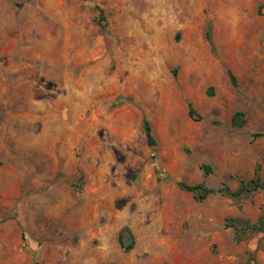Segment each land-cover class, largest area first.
I'll return each instance as SVG.
<instances>
[{
    "label": "rangeland",
    "instance_id": "1",
    "mask_svg": "<svg viewBox=\"0 0 264 264\" xmlns=\"http://www.w3.org/2000/svg\"><path fill=\"white\" fill-rule=\"evenodd\" d=\"M257 175L264 0H0V264H264V191L179 187Z\"/></svg>",
    "mask_w": 264,
    "mask_h": 264
},
{
    "label": "trees",
    "instance_id": "2",
    "mask_svg": "<svg viewBox=\"0 0 264 264\" xmlns=\"http://www.w3.org/2000/svg\"><path fill=\"white\" fill-rule=\"evenodd\" d=\"M93 10L95 13H97L98 22L100 24H103L105 22V16L103 10H101L98 6H93ZM232 80L235 83L234 77H232ZM189 116L192 119H196L198 117L194 107L191 104L189 106ZM245 123H246L245 114L242 112H237L233 117L234 127L241 128L245 125ZM144 131L150 147L153 150H155L157 143L153 135L152 126L147 120L144 121ZM260 136H262V134L256 135V137H260ZM204 170H205V174H210L212 171L210 166H204ZM259 171H260V166H258V172ZM179 187L183 191L190 192L193 195L194 199L199 202L206 200L210 195L215 193H220L225 197H228L236 202H239L243 199H249L253 197V195H255L258 192L264 191V179H262L261 177H259V175H257L254 178L241 182L240 186L236 190H231L226 185L219 188L218 190H215L209 188L205 183H199L196 185H188L185 183H181ZM76 189L80 193L82 187L80 185H77ZM226 226L233 228L236 232V239L238 241H241L242 238H244L248 234L264 233V218H261L259 222L253 225L249 221L241 218H231V219H227ZM122 245L124 244L122 243ZM129 249L130 247L127 248V250Z\"/></svg>",
    "mask_w": 264,
    "mask_h": 264
}]
</instances>
